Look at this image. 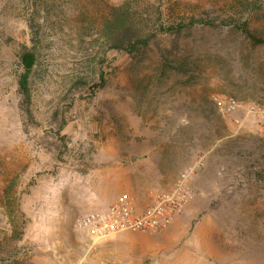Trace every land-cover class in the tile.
Listing matches in <instances>:
<instances>
[{"label": "rangeland", "instance_id": "1", "mask_svg": "<svg viewBox=\"0 0 264 264\" xmlns=\"http://www.w3.org/2000/svg\"><path fill=\"white\" fill-rule=\"evenodd\" d=\"M214 95L264 107V0H0V264H264V134ZM195 164L188 230L75 229Z\"/></svg>", "mask_w": 264, "mask_h": 264}, {"label": "built area", "instance_id": "2", "mask_svg": "<svg viewBox=\"0 0 264 264\" xmlns=\"http://www.w3.org/2000/svg\"><path fill=\"white\" fill-rule=\"evenodd\" d=\"M223 116L237 111L243 117L237 120L239 128L247 125L256 134H264V107L248 104L244 107L231 97L214 95L211 98ZM198 164L185 169L167 190L147 196L140 205L129 193L121 194L101 210L80 216L74 224L91 242L105 241L117 234L133 232H161L168 229L192 200L190 177Z\"/></svg>", "mask_w": 264, "mask_h": 264}, {"label": "trees", "instance_id": "3", "mask_svg": "<svg viewBox=\"0 0 264 264\" xmlns=\"http://www.w3.org/2000/svg\"><path fill=\"white\" fill-rule=\"evenodd\" d=\"M263 5V4H262ZM129 13H128V2H125L119 7H111L108 12V16L105 19V22L103 24V30L106 32H111L113 35L117 32L118 34L121 33V31L125 30L127 27V23L129 22ZM30 29L33 30V26L30 25ZM35 33V32H34ZM117 34V35H118ZM36 35V34H35ZM32 37V40L35 41L36 36ZM118 36H116L115 39H117ZM37 41V40H36ZM116 41H119L116 40ZM36 63V57L35 54L31 51H26L22 57H21V68L22 73L19 76L18 80V86L20 89V92L24 98L30 97V87H29V76L31 72L34 69ZM102 78V82H103Z\"/></svg>", "mask_w": 264, "mask_h": 264}, {"label": "crops", "instance_id": "4", "mask_svg": "<svg viewBox=\"0 0 264 264\" xmlns=\"http://www.w3.org/2000/svg\"><path fill=\"white\" fill-rule=\"evenodd\" d=\"M188 204L185 207L183 213L169 227V228H171V230H182V232L188 230L190 223H192L191 206H190V204L189 205ZM81 234H83V233H81ZM83 235H85V234H83Z\"/></svg>", "mask_w": 264, "mask_h": 264}]
</instances>
